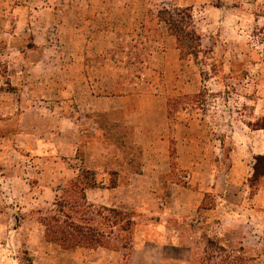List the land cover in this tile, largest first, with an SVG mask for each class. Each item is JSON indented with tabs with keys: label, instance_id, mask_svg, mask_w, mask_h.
<instances>
[{
	"label": "rangeland",
	"instance_id": "obj_1",
	"mask_svg": "<svg viewBox=\"0 0 264 264\" xmlns=\"http://www.w3.org/2000/svg\"><path fill=\"white\" fill-rule=\"evenodd\" d=\"M184 7L197 53L159 17ZM256 133L264 0H0V264H162L146 239L163 227L192 247L190 264H264V213L227 212L253 205L260 179L243 192L227 175L233 157L254 162ZM100 159L147 175L86 169ZM55 213L73 232L105 231V246L52 241Z\"/></svg>",
	"mask_w": 264,
	"mask_h": 264
},
{
	"label": "crops",
	"instance_id": "obj_2",
	"mask_svg": "<svg viewBox=\"0 0 264 264\" xmlns=\"http://www.w3.org/2000/svg\"><path fill=\"white\" fill-rule=\"evenodd\" d=\"M100 110H103L102 108H99ZM126 117L127 115H133V113H123ZM127 124V123H126ZM263 130L256 128L253 130V132ZM260 133H256L255 135V140L253 141L251 148H249V152L247 155H251L254 158V162H251V164L248 162L247 157H233L232 160L229 162L231 163L232 168L228 172L229 175H227V181L228 185L234 188L239 189L242 185L243 187V192H245V187L247 186L246 183H248L250 177L252 176L254 172V163L256 161L255 157L257 155H264V134L262 135L263 137H260ZM101 161L99 163H94L93 164H88L86 165L87 170H98L102 169L105 167H108L109 169L116 170V180L117 182L121 181H126L128 182L129 180H133L134 176H146L147 174L144 173L143 171H137L133 169V164H135L134 160H128L125 162L124 168H118L122 163L118 162V159L112 160V159H107L106 161ZM106 162V164H104ZM119 172H122L121 174H118ZM120 177V179H119ZM119 187H121L119 184H116L113 186L112 189L114 190H119ZM94 186L86 187L85 188V195L88 203L90 204H95L97 201L93 200L91 197L94 194ZM252 202L253 205H245L244 203L242 205L239 204H234L230 203L228 205L227 212L232 214V217L237 214V215H243L247 212H257V213H264V176L261 177L260 183L258 184L256 191L252 195ZM107 206L110 203H104ZM229 204V203H228ZM120 204H115L113 207L119 206ZM231 217V216H230ZM264 224L260 223L258 224L257 230L259 232L258 235L256 236V242H253V245L257 246H264ZM156 233L158 237H154V239H146L148 243H152L156 248L159 250V254L152 256L151 262L154 263L155 260L162 263V264H190L191 262V256L193 249L190 245H187L185 243H181V237H177L175 240L171 239V231L167 230L166 228H158L156 230ZM145 241V242H146ZM142 242V241H140ZM139 244V240L136 241V246ZM250 243L247 242L246 239L242 240V243L240 242L241 246H247ZM141 245V244H140ZM170 249H174L178 251L177 255H171L168 251ZM116 256V255H112ZM118 260H119V254H118Z\"/></svg>",
	"mask_w": 264,
	"mask_h": 264
},
{
	"label": "trees",
	"instance_id": "obj_3",
	"mask_svg": "<svg viewBox=\"0 0 264 264\" xmlns=\"http://www.w3.org/2000/svg\"><path fill=\"white\" fill-rule=\"evenodd\" d=\"M159 17L162 21L166 23L169 29L176 35L179 47L182 48V54L185 53H197L201 46V35L195 29L193 24V15L191 13L190 8L184 7L182 9H178L176 12H172L169 9H164L159 11ZM257 176L258 179H261L264 176V155H257L256 162L254 163V172L252 177ZM75 184H82V182L73 181ZM77 185H74L76 187ZM94 186L91 183L84 184L81 186L80 190V200L84 201L85 205L88 208L93 207L92 204L88 203L85 195V188ZM69 197L74 198V196L70 195ZM75 200L78 202L79 199L75 197ZM104 209H110L112 212H120L116 207H102ZM66 216H69L68 214ZM59 213H55L50 219L47 220V236L50 237L52 241H59L64 244L66 247H76L81 245H90L94 247L105 246L104 233L105 231L97 230L95 233V229H90L87 227H79L76 229L72 227L67 220L64 222H60ZM78 232V233H77Z\"/></svg>",
	"mask_w": 264,
	"mask_h": 264
}]
</instances>
